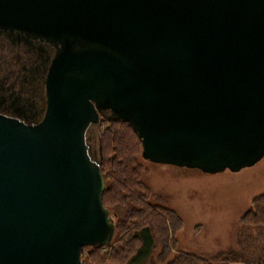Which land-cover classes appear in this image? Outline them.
I'll return each mask as SVG.
<instances>
[{"label":"water","instance_id":"1","mask_svg":"<svg viewBox=\"0 0 264 264\" xmlns=\"http://www.w3.org/2000/svg\"><path fill=\"white\" fill-rule=\"evenodd\" d=\"M0 27L43 49L17 61L38 110L0 111V264H80L111 242L101 116L156 163L216 173L264 156V0H0Z\"/></svg>","mask_w":264,"mask_h":264},{"label":"trees","instance_id":"2","mask_svg":"<svg viewBox=\"0 0 264 264\" xmlns=\"http://www.w3.org/2000/svg\"><path fill=\"white\" fill-rule=\"evenodd\" d=\"M97 133L100 168L105 180L102 202L115 218L111 242L121 241L112 248L111 242L107 244L111 249L107 259L120 258L124 264H143L146 258L149 264L156 261L160 264H264V190L254 196L238 220L237 246L196 255L183 254L178 248L176 233L184 221L173 207L162 204L158 193L156 200L151 199L154 192L143 178L141 143L133 128L124 120L101 116ZM157 245L160 249L154 258L151 255ZM86 246H90L93 261L102 259L97 254L100 246ZM86 246L80 250V264H94L87 257L83 260ZM172 251L176 253L172 255Z\"/></svg>","mask_w":264,"mask_h":264},{"label":"rangeland","instance_id":"3","mask_svg":"<svg viewBox=\"0 0 264 264\" xmlns=\"http://www.w3.org/2000/svg\"><path fill=\"white\" fill-rule=\"evenodd\" d=\"M48 60L49 54L36 65L38 71L33 75L36 79L41 80ZM140 163L145 171L143 178L155 195L151 199L156 200L158 193L162 204L173 207L184 221L176 233L181 253L196 255L237 246L238 220L251 205L254 196L264 190V156L253 165L237 171L225 169L216 173L156 163L143 157ZM113 241L111 248L121 244V241ZM159 249L157 245L151 256L155 258ZM90 251V246L84 247V261L87 257L88 262L94 264H124L120 258L107 259L109 255L106 254L111 251L107 245L100 246L97 252L102 255L101 260L93 261ZM175 253L172 251V255ZM143 264H149V259L146 258ZM156 264L160 263L156 261Z\"/></svg>","mask_w":264,"mask_h":264},{"label":"flooded vegetation","instance_id":"4","mask_svg":"<svg viewBox=\"0 0 264 264\" xmlns=\"http://www.w3.org/2000/svg\"><path fill=\"white\" fill-rule=\"evenodd\" d=\"M39 41L24 31L0 27V111L14 115L18 113V116L22 118L26 115L30 117L33 111L38 110L35 95L40 82L27 81L25 76L21 78L26 83L21 82L20 76L23 75L24 65L20 66L17 61L20 59L22 62L28 61L32 51L34 53L38 51L41 55L43 49L36 48L34 44L35 42L40 43ZM8 52L11 54L10 57L7 56ZM11 63L18 64L17 70H12ZM7 66V72L3 73ZM9 78L12 79L9 80Z\"/></svg>","mask_w":264,"mask_h":264}]
</instances>
